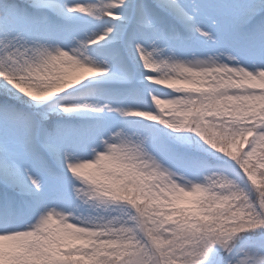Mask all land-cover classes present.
I'll use <instances>...</instances> for the list:
<instances>
[{
	"label": "snow or ice",
	"instance_id": "1",
	"mask_svg": "<svg viewBox=\"0 0 264 264\" xmlns=\"http://www.w3.org/2000/svg\"><path fill=\"white\" fill-rule=\"evenodd\" d=\"M0 264H264V0H0Z\"/></svg>",
	"mask_w": 264,
	"mask_h": 264
}]
</instances>
